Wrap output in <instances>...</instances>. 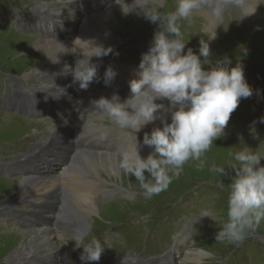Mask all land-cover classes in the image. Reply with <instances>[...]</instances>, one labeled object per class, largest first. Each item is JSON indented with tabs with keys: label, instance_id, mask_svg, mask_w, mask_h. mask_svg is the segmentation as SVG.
I'll return each instance as SVG.
<instances>
[{
	"label": "rangeland",
	"instance_id": "obj_1",
	"mask_svg": "<svg viewBox=\"0 0 264 264\" xmlns=\"http://www.w3.org/2000/svg\"><path fill=\"white\" fill-rule=\"evenodd\" d=\"M64 1L66 2L67 0ZM245 1L246 0H240L238 4L243 10L245 9V7H243ZM253 1L254 0H252V2ZM255 2H257L256 9H258L257 11L260 10L261 14H253L256 16H250L251 12L248 11L247 16L241 11V18L236 14L228 12L225 18L223 20L221 19L222 21H220L217 31L214 32L216 33L215 39L209 42L211 50L210 59L213 65L216 60L225 56L231 60L230 67H234L238 62L242 63L246 80L253 88L254 94L250 98L241 99L239 106L232 113L228 125L224 130L226 134L225 137L216 140L211 149L205 154L204 168H198L196 162L190 161L185 165L183 173L179 178L173 180L166 191L161 192L158 196H153L151 199H145L135 177L126 175V173H122L119 178L114 176L108 177L104 171L102 174L99 172L98 175H96V173H93L90 169V166L83 162V158L94 161L95 158L102 156H112L120 160L123 153H133L132 147L126 146L124 141L115 140L114 142V139L111 138L117 135L116 133L119 131H122L124 133L131 132L132 134H130L134 136L132 138L136 139V133H134V131L130 129L122 130L108 119H101L99 116L95 119L97 127L91 126L83 135L84 137L81 136L82 138H86L83 147L85 154L82 161L79 162L80 164H76L74 182L79 183L82 181L88 188L92 186L95 193H93L91 197H93L100 206L99 215L95 214L91 217L90 229L88 233L80 239L82 243H87L93 238L100 239L102 243L104 240H107L111 245V248L107 247L108 250L111 251L112 249L120 254L128 253L127 255H122L125 260H132V264H142L139 258H135L131 255L132 252L141 258H149L152 255L161 254L166 251V253H168L173 250L169 245L171 242L174 244L173 237L176 240V237L181 233L183 238L180 237L179 241L180 245L183 244L182 248L179 252L174 253L176 258H174L175 262L171 261L169 264H221V262H223V264H264V221H261L255 232L250 234L238 246L227 242H217L214 235L219 231L218 224L227 219L228 192L226 189L227 184L231 182L229 176L235 175L234 171L229 167V164L232 162L230 154L242 150L246 146L260 153H264V123L260 122V118L264 117V0H255ZM36 3H39V5H41L40 7L49 6L51 12L62 6V0H35V2L34 0H0V16L2 17L0 18L1 98H5L4 90L8 85L13 84L15 77L19 79L25 77V74L30 72L35 65H40V63L43 62L42 60L48 62V66L51 67V64H55L53 61L61 59L53 60V52H51L50 46L42 52L34 50L33 54L29 48H35L40 39L38 36L33 37L31 33L17 29V23L14 21V18L22 14V17L29 15L30 17H28L32 19L31 16L34 14L33 6L36 7ZM56 3L61 6H57ZM174 7L175 0H165L166 11L173 10ZM56 12L58 11L56 10ZM113 13L114 16H112L113 18L111 17V21L107 22V25L112 27V30L119 38L125 40L117 45L114 44L111 46L114 51L105 57L104 63H107V66L104 72L110 65L115 71L118 69V64L121 62L119 51L122 48L140 43L138 37H143L144 35H147L146 37L148 39L143 40H147L148 42L152 41L154 32L157 29V25L150 23L135 13L127 17L122 16L119 7H115ZM65 14L63 18V21L66 20L65 22L75 18L71 12L66 11ZM201 14H203L201 9H194L190 20L181 22L182 30L185 32L184 39L186 41L189 39L187 47H192L197 53L199 52V41L202 38L208 39L207 36H211V33L206 31L205 19L199 16ZM62 15H64V13H62ZM67 16H69V19H66ZM42 17L44 18L45 15H42ZM19 20V23L23 22L22 19ZM37 23L39 22L35 21L33 24ZM42 24L43 23H41V25ZM69 25L71 24L67 23L63 26ZM33 27L34 25L32 28ZM209 31H211V29ZM76 38L77 37H73L72 39L75 40ZM56 39H60V42H64V44H68L70 41L64 38L61 39L58 36ZM56 39L54 37L51 41H55ZM71 46L73 47V45ZM72 47L68 46L67 49L70 50ZM242 48L247 50L246 54L242 51ZM186 51L187 48L185 49V53ZM67 55L71 56V59L68 58L69 60H66V62L68 61L72 67H75L77 57L71 54L70 51L66 52V56ZM63 63L64 61L61 64ZM104 63L98 67V70L101 69ZM44 69L45 68H42L41 73L48 72L47 69ZM61 69L63 68H58V70L54 71H60ZM39 73L35 72L33 74L35 75L34 77L24 78L23 83L28 86L26 82L29 80V83L41 84L43 78L38 77ZM61 74L64 75V71ZM122 78L125 79L124 77ZM74 92L75 88L72 89V86H69V94H73ZM116 95L119 96V93ZM131 95L132 94L128 95L123 100ZM110 98L111 97H109V99ZM40 118L42 119L38 121L19 112L8 111L1 107L0 103V160L3 161V158L8 159L22 152L25 154L28 152L31 153L38 144L41 146L43 143L48 142L50 145V142L54 141L55 136L52 134L54 132V129H52L53 121L48 119V117ZM254 121L256 122L255 127L259 138H254L250 132V126ZM76 129L78 128L74 127V134L77 133ZM81 129L82 128H80V130ZM143 135V133L139 132L137 137L143 139ZM89 137L93 139H91V143L87 141ZM100 143L103 145V149L100 148ZM49 145L45 147L44 151L49 148ZM27 148H29L28 151H26ZM51 154H54V151ZM39 163L40 162H38L37 165H39ZM261 163L264 164V160H262ZM214 164L226 168L228 175L221 176V181L224 183L223 186H220L218 177L209 170ZM61 165L63 164L59 162L58 169H56L57 171L61 169ZM101 170L104 169H100V171ZM96 176H98L97 178L101 183L93 182L92 180L89 184L86 182L85 177H90L92 179ZM78 178H80V180ZM82 178H85V181ZM47 181L48 180L45 179L44 183ZM16 183H20V180H11L0 175V207L1 203L7 201L9 195L14 193V184ZM97 184L100 185V188L97 187ZM67 187L68 212H71L74 206L79 204V199L87 200L88 203H90L88 197L82 195L86 193V189H83L84 191L78 194V192H75L78 188H76L75 191H71L70 188L72 185L69 184ZM112 198L117 199L113 200ZM17 199L18 201L22 199L26 200L22 195L19 197L17 196ZM45 200L46 198L36 201L42 203ZM50 203H52V201L47 200V203L44 204V208L46 209ZM13 205L5 206V210L3 209V212L0 213V264H9L6 263V258L12 255L13 251L18 246H22L23 244L26 245L29 236L34 232L32 230L36 228L33 227L36 225L32 223L31 230L28 231L25 227H22L19 232V229L15 225H9L11 220L10 217L3 215L8 212L7 209ZM20 206L30 213L28 214L29 216L27 215L28 217L37 220L39 215L35 211H37L39 207H32V205L28 207L24 201H21L20 204L18 203V205H14L13 207L20 208ZM101 207H107L109 211H107V209L104 211ZM97 209H95V212ZM205 211H209L215 215L217 221L215 222L208 217L202 218V214ZM33 214H35V216ZM2 218L8 224H5ZM48 224L52 226V229H55H53L56 232L55 234L63 233L64 237L61 238L59 235H57V237L55 236V238H53L54 240H52L54 245L52 247L53 249H50V251H42L44 250L42 249L37 251V253H39L37 255L48 258V264L53 263V258H56V264H85V261L82 262L79 258L80 254L83 252L82 248H76L68 252L69 247L67 244H73L75 242L73 239H77L73 227L69 225L68 228H66L67 225L62 223V221L54 220L48 222ZM194 226L198 228L195 230ZM13 235H15L16 238ZM14 240L16 242L12 245V248L5 251L3 245L13 242ZM65 241L68 242L65 243ZM169 247L171 250L168 249ZM197 248L204 249L209 255L196 258L194 256V250ZM47 249L49 248L47 247ZM68 253H70V258L67 256ZM31 259L32 257H29V261ZM133 260L136 261L133 263ZM37 263L43 264L40 261ZM87 263L91 264L90 262ZM21 264H29V262L24 261Z\"/></svg>",
	"mask_w": 264,
	"mask_h": 264
},
{
	"label": "clouds",
	"instance_id": "obj_2",
	"mask_svg": "<svg viewBox=\"0 0 264 264\" xmlns=\"http://www.w3.org/2000/svg\"><path fill=\"white\" fill-rule=\"evenodd\" d=\"M239 3L240 0H175L174 9L166 11L165 0H133L131 4L126 0H114L122 16L135 13L157 25V29L149 51L142 56L138 78L129 82L132 95L123 102L118 95L110 99L102 96L92 100L91 105L101 119H108L122 130L134 131L137 144L151 149L144 158L137 147L134 154L123 153L119 162L124 173L135 177L145 199L166 191L190 161L204 168L205 154L216 140L225 137L224 130L241 99L254 94L242 63L230 67L231 60L225 56L213 65L209 42L215 39L216 33L199 41L197 53L187 47L189 39H184L181 24L189 21L193 10L201 5H208L209 13L220 20L229 6ZM67 51L77 59L75 67L65 64L64 72L72 74V83H78L80 90H87L97 78L99 65L93 58L108 56L114 49L92 39L84 41L77 37ZM242 51L246 54L247 50L242 48ZM81 56L83 58H79ZM116 75L114 68L108 66L104 73L105 84ZM165 99L169 102L167 108L157 103ZM157 120L162 126L145 131L140 142L137 134ZM260 122L264 123V117ZM255 124L254 121L250 126V132L254 138H259ZM230 155L229 167L235 175L229 176L231 182L226 189L227 219L218 224L219 231L214 235L217 242L238 246L264 221V164L261 163L264 153L246 146ZM209 170L223 186L221 176L228 175L226 168L214 164ZM204 217L217 221L209 211L202 214ZM73 240L76 248L83 249L79 257L82 262L99 261L105 247L111 248L107 240L102 243L98 238L87 243Z\"/></svg>",
	"mask_w": 264,
	"mask_h": 264
},
{
	"label": "bare ground",
	"instance_id": "obj_3",
	"mask_svg": "<svg viewBox=\"0 0 264 264\" xmlns=\"http://www.w3.org/2000/svg\"><path fill=\"white\" fill-rule=\"evenodd\" d=\"M64 3H66L64 0H62ZM35 2V0H34ZM71 4L72 5H75V2L74 0H70ZM127 3L131 4L133 2V0H126ZM35 4V3H34ZM257 5V2H255V0L252 2V0H246L243 4V7H245V11H246V15L248 16V11L251 12L250 16H256V15H253V14H259V11H257L258 9H256ZM39 6V3H36V7L33 6L34 8H38ZM116 7H119L116 5ZM49 6L48 7H42L41 10H38L40 11L41 13V16L44 15L43 12H47L49 10ZM61 7H59L58 9L56 10H60ZM117 9V8H116ZM198 9H201L202 10V13L201 15L199 16H202L206 23H205V28H206V31L207 32H210L211 35L214 34L215 31H217V27L219 26L220 24V20H218L217 18L213 17L209 11H210V7L208 5H201L200 8ZM55 10V11H56ZM50 11V10H49ZM51 12V11H50ZM105 12V11H104ZM114 10L113 9H107L106 12L102 15H99V16H96L95 18H84V20H82V24L80 25V30H81V33L79 34V38H81L82 40L84 41H87V40H95L96 43L98 44H103L104 47H111L112 45H117L118 43L120 42H123L125 39H122V38H119V36H117V34H115V32L112 30V27H109L107 25V22L111 21L112 20V16H114ZM52 14L54 12H51ZM62 14V13H61ZM200 14V13H199ZM50 15V14H49ZM112 17V18H111ZM68 18V17H67ZM111 18V19H110ZM69 19V18H68ZM75 19V18H74ZM41 24V23H40ZM192 29V28H191ZM196 29V28H195ZM211 29V31H209ZM198 31V30H197ZM223 31V30H222ZM203 34V33H202ZM67 41V40H66ZM69 41V40H68ZM121 45V44H120ZM48 46H50L49 48H51V52H53V60H56V59H60L58 60L60 64L58 63H55V64H51L49 67L48 66V62H44L45 60H42L43 62L37 65H35L33 67V71L31 70L30 72H27L25 74V77L26 78H30V77H34L35 75H33L35 72L36 73H39L38 77L39 78H43V79H47L49 78V81L50 82H55L54 81V77H52L53 81L51 80V78L48 76V75H45L46 73H41L42 72V68H45L44 70L47 69V66H48V69L49 71H54V70H58V68H61V66L63 67L64 64H68L70 65V63H68V61L66 62V60H69L70 59V56L67 55L66 56V52H67V47L70 46L72 47L70 44H64V42H60L58 39L55 40V41H48L47 44H42V43H38L35 47V50H38V52H42L44 51ZM85 47H87V45H84ZM228 47V46H227ZM36 52V51H35ZM34 54V53H33ZM45 56V55H44ZM47 56V55H46ZM106 57V56H105ZM105 57L103 58H93V62L98 64V65H101L104 60H105ZM45 58V57H44ZM69 58V59H68ZM79 58H83L82 56L79 57ZM43 59V58H42ZM52 59V58H51ZM64 61L63 64H61L62 62ZM74 61V60H73ZM52 63V62H51ZM26 67V66H25ZM56 67V68H54ZM53 68V69H51ZM64 69V67H63ZM134 69V68H133ZM132 68H129V70L132 72V71H135L138 73V71L136 70H133ZM65 73V72H64ZM69 74H71L69 72ZM118 74L121 76V77H124L126 79L127 82L130 81L129 77L128 76H132V74L129 75L127 69H125L122 65L119 66V69H118ZM128 75V76H127ZM27 80V79H26ZM36 80V79H35ZM27 83V82H26ZM48 83V82H47ZM54 87L59 89L60 92H64V91H67L69 86H65V84H54ZM54 100H57V97L54 99ZM32 102V101H30ZM90 110H94L92 107H90ZM96 113V114H94ZM85 117H87V119H83V123L87 125L88 129L91 128V126H94V127H97L94 123H93V118L90 119L89 116L86 114V112L83 113ZM89 114H92L91 112H89ZM10 115V114H9ZM98 116H100L99 113L97 112H94L93 111V114H92V117L94 118H97ZM4 122V121H3ZM51 122V121H50ZM2 123V122H1ZM156 126H162L160 124V121L157 120L154 124H149L147 125L144 129H142L140 132L144 134L145 131L147 132H151L152 128L156 127ZM77 130V129H76ZM54 131V130H53ZM98 131V130H97ZM93 132V131H92ZM112 133V132H111ZM135 133V132H134ZM53 134V133H52ZM107 134V133H106ZM105 134V135H106ZM77 135V133H76ZM87 135V134H86ZM96 135V134H95ZM109 136V135H108ZM111 136V135H110ZM84 137V136H83ZM88 137V136H87ZM138 140L140 142H142V139L139 137H137ZM92 139V138H91ZM106 139V138H105ZM93 140V139H92ZM110 140V139H109ZM108 140V141H109ZM103 141V140H101ZM90 142V141H89ZM85 144V143H84ZM115 144V143H114ZM118 146V145H117ZM116 146V147H117ZM130 146L132 147V151L134 154L137 147L139 149V153L142 157L146 158L148 156V154L150 153L151 149L146 147V146H142V144H137V139H132L130 141ZM121 147V145H120ZM114 148V147H113ZM118 148V147H117ZM116 148V149H117ZM125 148V147H124ZM99 149V148H98ZM125 150V149H123ZM102 152V151H101ZM113 152V151H112ZM117 152V151H116ZM130 152V151H129ZM100 153V152H99ZM104 154V153H103ZM112 154V153H111ZM118 154V153H117ZM121 155V154H120ZM93 156V155H92ZM115 156V155H114ZM122 156V155H121ZM84 157V153H80V155H77L75 157V159H78L77 162H81L82 161V158ZM43 159V162L44 163V166L47 164V168L50 169V164H48L49 162L48 161H51L52 158H49L48 157V154L42 158ZM120 159V158H119ZM83 162L84 163H87L88 166H90V169L93 171V173H96V175H98V173L100 172V174L104 173L109 177V176H114L116 178H119L121 176L123 172L122 169H120L119 167V162L120 160L112 157V156H107V157H98V158H95L94 161H91V159H87V158H83ZM80 164V163H79ZM52 169H55L52 168ZM100 169H104V170H101ZM84 171V170H83ZM87 172V171H86ZM58 172H54V174L50 175V174H47L50 179H48L47 182L45 183H37L36 181H38V178H33L31 176L29 177H26L25 179H22L20 181V183H16L14 184V193H12L11 195H9L8 197V200L7 201H4L3 203H1V207H0V213H2L3 209L5 210V206H11L12 205V200H15V197L17 199V196L19 197L20 195L22 196H25V195H30L32 196L33 198H35V196H42V195H45L46 193L47 194H51V196H56L58 198V202L61 203L62 202V199H63V195L62 193H60V189L62 187L65 188V178L66 175L68 173H70V170L69 168L65 169L62 173L63 177L58 174ZM77 173V172H76ZM89 173V172H88ZM87 173V174H88ZM71 174V173H70ZM104 174V175H105ZM127 175V174H126ZM91 176V175H89ZM71 178H69V181H71L74 177L72 175H70ZM83 177V176H81ZM92 177V176H91ZM98 176L96 177H93L92 179L90 177H85L86 178V182L89 184L91 183V180L93 182H100L99 179L97 178ZM110 177V178H111ZM85 178L83 179L85 181ZM77 179V178H76ZM80 180V178H78ZM104 180V179H103ZM73 183H70L72 185V187L70 188L71 191H75L76 188H78L77 191L75 192H78V194H81L84 190L83 189H86L85 190V194H82L84 196H87L88 197V200L90 201V203H88L87 200H82V199H79V204L75 205L74 208L72 209L71 212H67V214L65 216L62 217V223H64L65 225H67L66 228H68L69 225H71L73 227V231H74V234L76 235L77 239H81L82 236H84L86 233H88L89 229H90V226H91V223H90V219L91 217H93V215H99L100 213V206H99V203H97L92 196L93 192H94V189L89 187H87V185H85L84 183H82V181H80L79 183H75L74 180H72ZM17 182V181H16ZM11 183V182H10ZM101 183V182H100ZM68 183H66V185L69 186ZM10 187V186H8ZM97 187L100 188V185L97 184ZM63 188V189H64ZM10 191V190H9ZM8 191V192H9ZM86 197V198H87ZM41 199V197L39 198ZM99 201V200H98ZM88 204H87V203ZM102 204V203H101ZM29 207V206H28ZM98 208V209H97ZM31 209V208H29ZM95 209L96 212H95ZM102 210H108V208H103L101 207ZM101 210V211H102ZM102 211V212H104ZM36 212V211H35ZM29 216V215H28ZM1 218V217H0ZM59 223V222H57ZM64 227V226H63ZM54 229V228H53ZM51 227H43V229H38V230H32L34 231L30 236H29V240H28V243L26 245H22V246H18L12 253V255L8 256L6 258V263H9V264H21L23 263L24 261H27L29 262V264H36V257H38L37 254V251H40L42 249H46L47 247L49 249H47L48 251H50V249H53L52 247L54 246L53 245V241L54 240L53 238H55V236L57 237V235L64 237L63 233H59V234H55L56 232L53 230ZM60 229V227H59ZM63 229V228H62ZM70 229V227H69ZM68 229V230H69ZM28 230V229H27ZM31 230V229H30ZM29 231V230H28ZM27 231V232H28ZM59 231V230H58ZM61 232V231H60ZM69 233V232H68ZM15 236V235H13ZM183 238V235L181 236ZM16 238V236H15ZM68 238V237H67ZM73 239V237H72ZM13 240V239H12ZM16 241L14 240L13 242H9V243H5L3 245V248L5 249V251L7 250H10L12 248V245L15 243ZM58 242V240H57ZM68 242V241H65V243ZM45 243V244H44ZM55 243V242H54ZM64 243V242H63ZM70 243V242H69ZM69 249H68V252H71V250L75 249L76 248V243L74 242L73 244H67ZM47 246V247H46ZM66 246V245H65ZM61 248V247H60ZM43 251V250H42ZM59 251V250H58ZM188 251V250H187ZM194 256L196 258H199V257H202L204 255H209L208 252L204 251L203 249L201 248H197L194 250ZM56 252V251H54ZM46 253V252H45ZM70 253L67 254L68 258L70 257L69 256ZM42 255V254H41ZM59 255V254H58ZM66 255V254H65ZM192 255V254H191ZM29 257L32 259L29 261ZM47 259V258H46ZM64 259V257H63ZM199 260V259H197Z\"/></svg>",
	"mask_w": 264,
	"mask_h": 264
}]
</instances>
